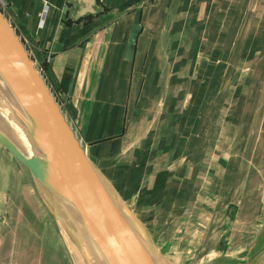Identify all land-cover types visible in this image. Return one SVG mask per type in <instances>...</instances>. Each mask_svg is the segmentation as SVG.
I'll return each instance as SVG.
<instances>
[{"label":"crops","instance_id":"crops-1","mask_svg":"<svg viewBox=\"0 0 264 264\" xmlns=\"http://www.w3.org/2000/svg\"><path fill=\"white\" fill-rule=\"evenodd\" d=\"M3 2L87 154L124 203L170 204L174 219L185 220L189 207L211 203L202 190L218 184L220 194L224 180H212L205 164L208 108L228 75L248 76L244 91L264 90V0ZM138 9L141 31L128 58ZM164 156L187 157V165L164 166ZM216 170L226 175L227 166ZM251 236L247 252L264 246V226Z\"/></svg>","mask_w":264,"mask_h":264},{"label":"rangeland","instance_id":"rangeland-1","mask_svg":"<svg viewBox=\"0 0 264 264\" xmlns=\"http://www.w3.org/2000/svg\"><path fill=\"white\" fill-rule=\"evenodd\" d=\"M226 84L223 92H212L205 156L212 180H224L221 196L218 184L202 190L211 203L197 204L194 212L189 207L185 220L174 219L170 204L125 203L154 244L156 264H211L227 256L237 258L235 264H264L263 245L247 252L251 234L264 226V90L244 91L251 86L248 76L228 75ZM164 158V166L187 165V157ZM222 164L226 175L214 171ZM38 172L33 153L0 116V264H90L78 238L57 217ZM162 207L168 208L164 217L158 214Z\"/></svg>","mask_w":264,"mask_h":264},{"label":"water","instance_id":"water-1","mask_svg":"<svg viewBox=\"0 0 264 264\" xmlns=\"http://www.w3.org/2000/svg\"><path fill=\"white\" fill-rule=\"evenodd\" d=\"M138 9L130 37L141 31ZM0 103L29 135L39 177L57 217L78 238L90 264H156L140 219L87 154L21 36L0 8ZM80 235V236H79Z\"/></svg>","mask_w":264,"mask_h":264},{"label":"bare ground","instance_id":"bare-ground-1","mask_svg":"<svg viewBox=\"0 0 264 264\" xmlns=\"http://www.w3.org/2000/svg\"><path fill=\"white\" fill-rule=\"evenodd\" d=\"M0 116L4 121H6V123H8V125H10V127L15 131V133H17L18 136L23 140L26 148L30 150L32 153H34V150L32 148V142L29 135H27V132L23 128H21V126L11 117L8 109L2 103H0ZM50 195L52 196V193H50Z\"/></svg>","mask_w":264,"mask_h":264},{"label":"built area","instance_id":"built-area-1","mask_svg":"<svg viewBox=\"0 0 264 264\" xmlns=\"http://www.w3.org/2000/svg\"><path fill=\"white\" fill-rule=\"evenodd\" d=\"M0 8L3 10V8H5V3L3 2V0H0ZM50 8L48 5H46L44 7V11L43 14L41 16V20H40V27L43 28L45 27V23L49 14ZM48 60H50V57H48Z\"/></svg>","mask_w":264,"mask_h":264}]
</instances>
